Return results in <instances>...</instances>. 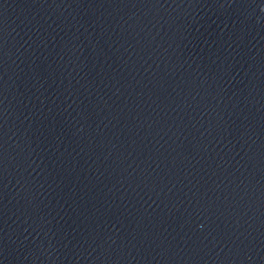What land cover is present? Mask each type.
<instances>
[{
	"label": "water",
	"instance_id": "1",
	"mask_svg": "<svg viewBox=\"0 0 264 264\" xmlns=\"http://www.w3.org/2000/svg\"><path fill=\"white\" fill-rule=\"evenodd\" d=\"M0 264H264V0H0Z\"/></svg>",
	"mask_w": 264,
	"mask_h": 264
}]
</instances>
